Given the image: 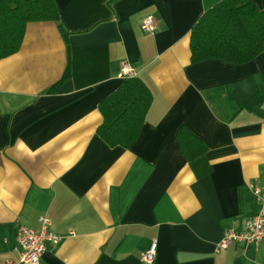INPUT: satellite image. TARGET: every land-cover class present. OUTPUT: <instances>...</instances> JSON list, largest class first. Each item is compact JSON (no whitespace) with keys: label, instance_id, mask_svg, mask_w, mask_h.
I'll return each mask as SVG.
<instances>
[{"label":"crops","instance_id":"obj_1","mask_svg":"<svg viewBox=\"0 0 264 264\" xmlns=\"http://www.w3.org/2000/svg\"><path fill=\"white\" fill-rule=\"evenodd\" d=\"M54 1L58 20L27 24L0 60V264L19 262L16 227L42 216L59 242L41 264H141L152 241V264H264V240L217 249L260 210L249 186L264 190V52L191 63V29L222 0ZM124 64L152 103L137 141L110 148L98 107ZM180 130L202 156L187 161Z\"/></svg>","mask_w":264,"mask_h":264},{"label":"trees","instance_id":"obj_2","mask_svg":"<svg viewBox=\"0 0 264 264\" xmlns=\"http://www.w3.org/2000/svg\"><path fill=\"white\" fill-rule=\"evenodd\" d=\"M54 0H0V60L15 54L29 23L56 22ZM191 63L217 60L232 65L252 62L264 52V9L251 0H222L206 10L190 32ZM69 77L66 68L60 82ZM59 82V83H60ZM152 95L140 78L127 77L99 104L97 136L110 148H130L139 138ZM178 141L191 161L205 153L202 141L180 130Z\"/></svg>","mask_w":264,"mask_h":264},{"label":"built area","instance_id":"obj_3","mask_svg":"<svg viewBox=\"0 0 264 264\" xmlns=\"http://www.w3.org/2000/svg\"><path fill=\"white\" fill-rule=\"evenodd\" d=\"M141 29L152 34L156 30V23L152 16H146L141 21ZM135 74L126 64L121 68L120 77H134ZM251 192L260 204L258 213L243 220L240 231L226 230L217 249H227L231 244H239L244 248L257 246L264 240V190L257 185L249 186ZM39 229L34 230L25 226H17L15 242L20 250V259L17 264H41V258L48 245H56L59 238L50 230V221L46 216L38 219ZM157 250L156 241H152L148 250L144 252L139 261L141 264H152ZM10 264V263H6Z\"/></svg>","mask_w":264,"mask_h":264}]
</instances>
